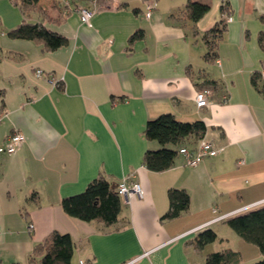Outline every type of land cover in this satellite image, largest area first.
Returning a JSON list of instances; mask_svg holds the SVG:
<instances>
[{"label":"crops","instance_id":"crops-1","mask_svg":"<svg viewBox=\"0 0 264 264\" xmlns=\"http://www.w3.org/2000/svg\"><path fill=\"white\" fill-rule=\"evenodd\" d=\"M199 1L209 9L192 22L185 0H38L46 15L0 0V145L16 131L24 136L14 153H0V264H37L34 245L53 230L74 243L70 264H204L206 253L223 248L237 249L244 264L260 257L257 247L226 241L225 220L264 203V0ZM79 7L94 11L91 27ZM227 16L207 61L202 35ZM23 20H41L67 43L46 50L10 37ZM137 30L142 36L129 42ZM203 86L213 100L199 108ZM161 113L202 120L216 155L187 166L177 152L170 168L147 169L145 151L161 145L143 129ZM98 175L114 187L131 175L143 190L142 198L121 199L109 226L60 205ZM172 187L187 191L188 208L161 219ZM207 227L218 238L195 249L193 237Z\"/></svg>","mask_w":264,"mask_h":264},{"label":"trees","instance_id":"trees-1","mask_svg":"<svg viewBox=\"0 0 264 264\" xmlns=\"http://www.w3.org/2000/svg\"><path fill=\"white\" fill-rule=\"evenodd\" d=\"M13 2L22 13L46 15L45 8L38 4V0H13ZM225 6L226 4L222 6V10H225ZM208 9L207 2L185 0L184 14L192 22L197 21ZM224 21L225 19L222 18L214 27L202 35L206 45V52L203 57L207 61L216 57L215 48L225 29ZM8 35L12 38L38 41L43 44L46 50H54L67 43L66 37L46 28L41 20H23L11 29ZM141 36L142 31L137 30L130 35L129 42ZM205 129L202 120L181 121L171 113H161L147 120L143 129L144 136L147 139L156 140L161 146L145 151L144 166L151 171H163L170 168L174 163L177 150L166 145L189 147V138H194L198 142L203 139ZM115 188L116 186H112L103 175H98L81 192L63 197L60 205L69 216L83 221L98 220L109 226L117 222L121 208V198ZM167 197L168 208L161 215V219L175 218L187 210L189 195L185 189L169 188ZM225 223L241 240L258 248L260 257L246 264H264V203L227 217ZM217 238L216 232L207 227L197 232L191 243L195 249L200 250ZM73 252L74 243L69 234L53 230L41 242L34 245L30 259L36 258L37 264H70ZM204 264L244 263H242L241 254L238 250L223 248L206 253Z\"/></svg>","mask_w":264,"mask_h":264},{"label":"built area","instance_id":"built-area-1","mask_svg":"<svg viewBox=\"0 0 264 264\" xmlns=\"http://www.w3.org/2000/svg\"><path fill=\"white\" fill-rule=\"evenodd\" d=\"M154 4L148 2L146 4V10L144 16L146 18L150 17L152 13V9ZM79 17L81 23L85 24L88 27H91V18L94 14V11L87 8V7H79L78 9ZM231 16H227L225 21H230ZM263 72H264V65H263ZM41 70H37L36 74L38 76L41 75ZM213 100V89L210 86H203L196 90L195 92V105L197 107H204L212 103ZM227 96L223 95L221 97V101H226ZM24 140V136L22 133L16 131L11 133L7 136L6 140L0 145V153L1 154H12L16 150V148L21 144ZM179 154H182L184 157L185 164L187 166H196L198 163L202 161L205 157L214 156L217 153V148L213 144V142L208 141L206 139H201L198 141L196 146H181L178 148L177 151ZM243 160H240L242 162ZM116 191L117 194L120 196L121 199L128 200L130 197L135 196L138 198L143 197V190L140 183L133 179L131 175H126L122 177L118 183L116 184ZM215 212V210H214ZM223 216H216L212 219V221L220 220ZM78 264H84L82 260L78 261ZM122 264H129V262L122 263Z\"/></svg>","mask_w":264,"mask_h":264},{"label":"rangeland","instance_id":"rangeland-1","mask_svg":"<svg viewBox=\"0 0 264 264\" xmlns=\"http://www.w3.org/2000/svg\"><path fill=\"white\" fill-rule=\"evenodd\" d=\"M259 205V204H258ZM256 206V205H255ZM228 226H226V229H228V231H230L229 232V238L226 240L231 246H233V247H236V245L238 244V245H240V246H242L241 248H243V247H245V246H243V245H249L248 247H256L255 245H253V244H250V243H247V242H244L243 240H241L237 235H236V233L233 231V230H231L229 227L227 228ZM228 233V232H227ZM231 233V234H230ZM242 243V244H241ZM235 250H237V249H235ZM241 250V249H240ZM243 252V251H242ZM244 260H246L247 261V259L246 258H248L247 257V253H246V251L244 250Z\"/></svg>","mask_w":264,"mask_h":264}]
</instances>
